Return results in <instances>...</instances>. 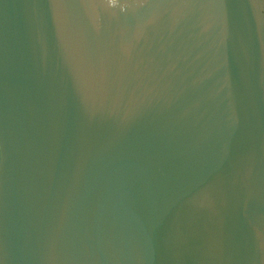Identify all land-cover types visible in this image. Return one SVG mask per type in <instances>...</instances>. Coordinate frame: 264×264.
Returning <instances> with one entry per match:
<instances>
[{
  "label": "water",
  "instance_id": "95a60500",
  "mask_svg": "<svg viewBox=\"0 0 264 264\" xmlns=\"http://www.w3.org/2000/svg\"><path fill=\"white\" fill-rule=\"evenodd\" d=\"M0 264H264V0H0Z\"/></svg>",
  "mask_w": 264,
  "mask_h": 264
}]
</instances>
